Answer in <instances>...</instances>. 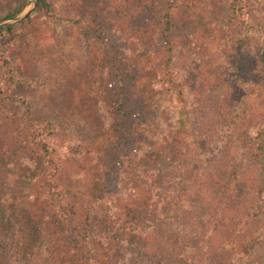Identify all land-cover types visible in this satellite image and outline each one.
<instances>
[{
	"label": "rangeland",
	"instance_id": "1",
	"mask_svg": "<svg viewBox=\"0 0 264 264\" xmlns=\"http://www.w3.org/2000/svg\"><path fill=\"white\" fill-rule=\"evenodd\" d=\"M188 1L186 18L182 15L180 23L179 43L183 44L178 49L187 53L177 65L195 74L193 83L178 79L175 87L163 88L154 81L159 65L153 56L156 42L149 35L155 29L143 26L145 18L136 11L141 5H132V0L131 5L127 0H48L49 16L33 9L28 15L31 18L18 26L17 38L9 45L0 43V50L15 79L14 103L28 100L37 116L55 120V135L66 140V145L76 146L77 141L100 144L110 124L101 89L105 68L100 50L86 42L72 20L82 15V6L93 2L91 12L114 20V34L123 31L129 38L136 33V38L124 40L137 49L136 62L148 74L146 140L154 150L148 155L147 167L130 170L126 183H157L162 197L173 191L160 227L168 243L198 235L196 227L205 226L209 217L207 224L211 221L218 231L207 230L201 238L214 247L230 233L219 228L216 219L221 209L228 206L230 223L235 225L264 187V173L258 165L264 161V0H248L247 14L237 26L230 20L225 0ZM6 2L0 0V10ZM5 73L0 63L2 86ZM1 133L0 117V264H48L41 251L46 236L43 240V234L38 235L39 225L30 218L37 166L27 155L8 160ZM146 169L153 172L146 173ZM187 177L193 178L194 194L203 192L206 207L200 205L201 195H183L184 188L188 189ZM260 225H264V215L253 230L261 231ZM16 245L22 246L21 252ZM254 261L264 264V243L255 249ZM121 262L174 264L175 255L130 246Z\"/></svg>",
	"mask_w": 264,
	"mask_h": 264
},
{
	"label": "trees",
	"instance_id": "2",
	"mask_svg": "<svg viewBox=\"0 0 264 264\" xmlns=\"http://www.w3.org/2000/svg\"><path fill=\"white\" fill-rule=\"evenodd\" d=\"M225 1L232 14L230 20L237 26L247 14L248 0ZM88 3L87 7H81L82 15L72 22L81 28L86 42L97 46L102 56L105 72L101 89L110 118L103 143L86 145L77 141L76 146L72 143L68 146L66 140L55 135L58 130L55 120L39 113L37 116L28 100L14 103L11 93L15 79L0 50V63L6 71L5 84L0 85L1 147L8 160L27 155L37 166L30 218L39 225L38 235L43 234L40 236L43 240L46 236L41 246L43 258L48 264H122V257L130 246H139L175 255L174 264H258L252 263V259L255 249L264 243V225L258 227L262 228L259 232L253 228L264 215V187L257 191L246 217L241 216L235 225L230 223L228 206L221 209L216 220L220 222V229L230 233L212 247L201 238L207 230L218 231L212 228L211 221L207 224L208 215H200L207 217L205 226L196 227L198 235L194 238L168 243L162 238L160 227L166 216V202L173 199V191H166L162 197L157 183L149 185L145 180L126 183L125 176L130 170L137 172L134 167H147L148 155L154 150L153 144L146 140L148 74L136 62L137 49L127 46L129 42L124 40L136 33L129 34V38L123 31L114 34L113 18L111 22L97 11L91 12L89 7L93 2ZM132 3L141 5L136 11L145 18L143 26L155 29L149 35L156 42L153 56L159 65L154 81L163 88L175 87L178 79L180 83L182 79L193 83L191 77L195 74L177 65L187 53L178 49L183 44L179 43L180 23L182 15L186 18L189 1L132 0ZM29 4L30 0H7L0 10V21L15 19ZM35 11L49 16L51 5L48 0H38ZM30 18L0 26V43H12L18 36V26ZM258 165L264 173V161ZM145 172L153 171L146 169ZM192 180L187 177L188 189L184 188L183 195H201L200 205L206 207L203 192L194 194ZM211 219L215 221L214 215ZM15 248L21 252L22 246Z\"/></svg>",
	"mask_w": 264,
	"mask_h": 264
},
{
	"label": "water",
	"instance_id": "3",
	"mask_svg": "<svg viewBox=\"0 0 264 264\" xmlns=\"http://www.w3.org/2000/svg\"><path fill=\"white\" fill-rule=\"evenodd\" d=\"M38 0H33V2L31 3V5L29 7H27V9L18 17H16L13 20H7V21H2L0 22V26L5 25V24H11V23H15L23 18H25L26 16L29 15V13L36 8V4H37Z\"/></svg>",
	"mask_w": 264,
	"mask_h": 264
}]
</instances>
